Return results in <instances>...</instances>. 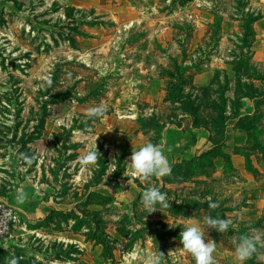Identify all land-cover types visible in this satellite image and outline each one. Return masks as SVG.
Here are the masks:
<instances>
[{
    "label": "rangeland",
    "instance_id": "obj_1",
    "mask_svg": "<svg viewBox=\"0 0 264 264\" xmlns=\"http://www.w3.org/2000/svg\"><path fill=\"white\" fill-rule=\"evenodd\" d=\"M176 127L192 134L187 154L167 156L170 175L138 176L132 150L164 147ZM27 180L63 209L17 210ZM135 184L171 204L148 214L142 193L98 189ZM0 199L17 212L0 264H150L159 251L196 264L179 233L206 216L231 221L207 230L215 264H239L235 241L264 235V0H0ZM246 264H264V245Z\"/></svg>",
    "mask_w": 264,
    "mask_h": 264
},
{
    "label": "clouds",
    "instance_id": "obj_2",
    "mask_svg": "<svg viewBox=\"0 0 264 264\" xmlns=\"http://www.w3.org/2000/svg\"><path fill=\"white\" fill-rule=\"evenodd\" d=\"M106 111V106L101 104L89 109L90 117H100ZM97 147L90 151L86 157L87 161H93L97 152ZM134 172L142 177H158L162 178L171 174V164L164 154L163 148L159 144L147 142L141 147L132 150L129 159ZM23 199V194L20 196ZM171 201L167 198V193L162 192L158 187L152 186L143 190L141 195V203L148 214L160 210L161 207H168ZM216 204L210 207L215 208ZM170 228L181 226L178 223L170 224ZM231 221L224 217L206 216L203 223H186L181 227L179 233V242L183 249L191 254L196 264H215L214 252L216 249V241L208 239L207 230L211 229L218 233H226L229 231ZM264 245V235H242L235 241V256L239 264H246L257 252L260 246ZM163 253L150 258V264H162ZM8 264H18L16 257H10Z\"/></svg>",
    "mask_w": 264,
    "mask_h": 264
},
{
    "label": "crops",
    "instance_id": "obj_3",
    "mask_svg": "<svg viewBox=\"0 0 264 264\" xmlns=\"http://www.w3.org/2000/svg\"><path fill=\"white\" fill-rule=\"evenodd\" d=\"M187 145H189V146L192 145V134H191V132L180 130L176 127V128H173L167 132L165 145H164V147H162V146L161 147L166 150L164 152L166 157L169 155L170 160L174 161V160L178 159V156L175 154L174 150L181 149V152H185L187 154V152L189 151L188 149L186 150ZM238 157H239L238 155H233L232 160L235 163H237ZM84 169H87V166H85ZM250 177L251 176H249V178H248L249 181H250ZM76 179H77L76 181H79V179H81V178H80V176H77ZM158 179H160V178H158ZM28 181L29 180H27V182L21 183L16 189H14L12 191L13 195H12L11 204L13 206H15V208H17V210L27 214L30 219L39 220V218L41 216H44V218L46 217V213L48 212L47 207H48V209H53L55 207H57L56 209H58V210L63 209L64 205L60 204V202H62V198L59 197L58 195H56V197L54 199L51 197V201H48L46 198L44 201V200H42L43 198H41V200H38V202H37L35 198L37 196H39V194L42 192L43 193L48 192L49 188L47 186H45L46 184H43V183L40 184L38 182H35V183H32V185H31V184H29ZM98 189L100 191H102V193H108L106 191V190H108L110 195H113V197H115L118 200L119 199L127 200V199H129V197H133V196H131L132 195L131 193H133V195L136 196V198H139V196L142 193V189L138 188V186L136 184L133 187L130 186V188H126L125 190L124 189L114 190V189H111V188H108L105 186L100 187ZM102 189H104V190H102ZM81 190L82 189L78 190L79 191L78 199H76V201L73 204L69 205L68 208H66V209L78 210V206L84 201L85 198L88 197V195L90 193H93L94 191H96V188H92V187L89 188L88 187L87 188L88 192H87V195L85 196V198L83 197V191H81ZM21 194H23V199L20 198ZM27 202H29L30 205L35 204V206L31 209H27V207H28Z\"/></svg>",
    "mask_w": 264,
    "mask_h": 264
},
{
    "label": "built area",
    "instance_id": "obj_4",
    "mask_svg": "<svg viewBox=\"0 0 264 264\" xmlns=\"http://www.w3.org/2000/svg\"><path fill=\"white\" fill-rule=\"evenodd\" d=\"M16 218V210L6 200L0 199V242L9 235Z\"/></svg>",
    "mask_w": 264,
    "mask_h": 264
}]
</instances>
